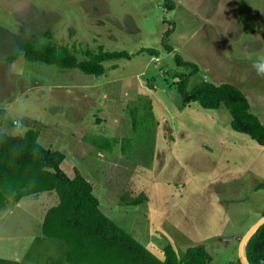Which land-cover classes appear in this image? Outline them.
Returning a JSON list of instances; mask_svg holds the SVG:
<instances>
[{"label": "rangeland", "instance_id": "1", "mask_svg": "<svg viewBox=\"0 0 264 264\" xmlns=\"http://www.w3.org/2000/svg\"><path fill=\"white\" fill-rule=\"evenodd\" d=\"M172 1L0 0V132L21 134L35 121L39 142L65 153L61 169L71 177L79 169L101 210L158 258L166 244L179 257L204 244L211 264H228L264 214L256 188L264 146L231 128L224 105H181L175 83L180 73H190L188 88L231 83L264 125V73L255 66L264 60V0ZM23 43L65 47L78 60L99 46L129 56L103 62L94 76L14 57ZM154 172L169 200L148 191ZM49 194L6 197L0 264H68L67 242L40 234L57 200Z\"/></svg>", "mask_w": 264, "mask_h": 264}, {"label": "trees", "instance_id": "2", "mask_svg": "<svg viewBox=\"0 0 264 264\" xmlns=\"http://www.w3.org/2000/svg\"><path fill=\"white\" fill-rule=\"evenodd\" d=\"M166 5L170 8L174 4L172 0H166ZM19 48L14 57L23 55L28 61L56 65L61 69L77 68L94 76L105 73L103 62L129 56L125 50L107 51L102 46L97 52L85 50L86 58L82 60L68 48L58 49L52 43L42 49L32 43L20 44ZM138 51L158 55V50L153 48ZM176 62L195 69L194 63L179 56H176ZM178 76L175 90L181 105L196 102L210 110L224 105L231 116V128L264 146V125L250 111L249 101L239 88L227 82L214 84L207 81L188 88L190 73ZM32 126L21 134L0 132V208L10 197L54 194L57 200L52 196L54 202L41 218L40 234L67 242L68 264H211L212 257L204 244L187 247L180 257L170 244L163 247V259L150 252L101 210L93 185L79 169L74 168L72 177L61 169L65 153L43 146L38 140L40 129L35 121ZM101 146L111 149L107 142ZM256 188L264 189V183ZM246 256L250 264H264V223L248 241ZM228 264H239L238 258Z\"/></svg>", "mask_w": 264, "mask_h": 264}, {"label": "water", "instance_id": "3", "mask_svg": "<svg viewBox=\"0 0 264 264\" xmlns=\"http://www.w3.org/2000/svg\"><path fill=\"white\" fill-rule=\"evenodd\" d=\"M263 223H264V214L254 224H252L241 237L237 250V258L239 264H250L246 256V246L250 238L255 234V232Z\"/></svg>", "mask_w": 264, "mask_h": 264}, {"label": "crops", "instance_id": "4", "mask_svg": "<svg viewBox=\"0 0 264 264\" xmlns=\"http://www.w3.org/2000/svg\"><path fill=\"white\" fill-rule=\"evenodd\" d=\"M168 150V152H167V150ZM166 149H164L163 150V153H164V156L162 157V163L163 162H168L169 161V159H168V155L166 156V154L167 153H169V149H171V148H166ZM156 172H154V174H151L150 175V178H153V176L155 175V177L157 178L155 181L153 180V181H151L152 182V185H151V189H148V191H152V195L153 194H156L157 195V193H158V195L159 194H162V192L164 193V195L166 196L167 195V198H168V200H169V197H170V195L172 194L170 191H169V189H166L165 187L164 188H162V189H160L159 188V184L158 183H156V182H159V181H161V178H160V175L158 174V176L155 174ZM166 177V176H165ZM159 178V179H158ZM168 178V177H167ZM166 178V179H167ZM156 185V186H155ZM170 185H168L167 187H169ZM162 190V191H161ZM165 216H166V213H165ZM165 219V218H164ZM179 227H180V225H179ZM217 227V226H216ZM219 231H220V229H219ZM66 251H67V248H66Z\"/></svg>", "mask_w": 264, "mask_h": 264}, {"label": "clouds", "instance_id": "5", "mask_svg": "<svg viewBox=\"0 0 264 264\" xmlns=\"http://www.w3.org/2000/svg\"><path fill=\"white\" fill-rule=\"evenodd\" d=\"M255 66L259 73H264V60H262V62H258Z\"/></svg>", "mask_w": 264, "mask_h": 264}]
</instances>
